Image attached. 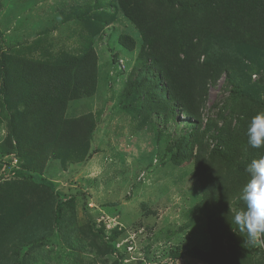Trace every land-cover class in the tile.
<instances>
[{"label": "rangeland", "instance_id": "rangeland-1", "mask_svg": "<svg viewBox=\"0 0 264 264\" xmlns=\"http://www.w3.org/2000/svg\"><path fill=\"white\" fill-rule=\"evenodd\" d=\"M140 1L156 17L176 21L171 32L185 34L190 45L184 50H195L189 58L201 78L202 120L182 148H176L177 139L195 131L179 108L170 111L166 95L162 101L153 98L155 84L164 92L154 75L140 84V94L124 95L145 42L117 0H0V53L58 61L91 44L98 56L95 92L69 102L64 114L94 120L90 150L74 159L49 153L40 175L54 191L16 174L23 165L8 141V118L22 121L23 108H9L0 95V187L12 185L19 199L11 215L14 230H30L23 240L13 238L6 245L3 264L14 262L10 247L18 248L26 264H208L196 251H212V239L194 172L199 157L220 167L221 160L208 155L219 145L213 137L218 129L231 125L230 136L248 142L252 118L264 112V22L255 18L264 12L255 9V0ZM239 5L240 15L234 9ZM124 34L136 41L133 50L123 46ZM254 36L259 37L251 41ZM157 70L153 65L150 73ZM32 120L28 116V127ZM249 151L256 160L264 158V147L249 145ZM249 179L246 170L238 176L243 187ZM91 225L104 232L105 240L91 232ZM230 227L220 243L222 264H264V248L247 244L246 234Z\"/></svg>", "mask_w": 264, "mask_h": 264}, {"label": "trees", "instance_id": "trees-1", "mask_svg": "<svg viewBox=\"0 0 264 264\" xmlns=\"http://www.w3.org/2000/svg\"><path fill=\"white\" fill-rule=\"evenodd\" d=\"M262 1L255 0L253 6L264 12V0ZM117 3L118 8L140 29L145 42L143 50L139 53L137 67L133 71L136 76L132 81L131 74L124 95L140 94L144 85L140 87V84L154 75L155 80L160 81L161 91L164 92H158L155 84L153 98L162 101L166 95L170 100V111L175 112L176 108H179L188 116L189 126L195 131L185 133L177 139L176 148H182L192 141L202 120L200 103L198 104L201 78L192 58H189V53L195 50H184L190 45L185 34L179 31L171 32L170 27L176 26V21L169 23L163 15L162 18L156 17L148 5L140 0H117ZM234 9L239 15L243 13L240 5ZM255 16L264 22V14ZM239 20H242L241 16ZM256 37H252L251 41ZM120 39L128 50L135 48L136 41L130 35L124 34ZM152 53L156 58H152ZM181 54L185 55L184 59L180 58ZM153 65L158 67V70L150 73ZM97 78L98 56L91 44L87 45L81 54L65 56L58 61H33L0 53V95L9 108H23L22 121H18L15 116L8 118V141L13 151L18 152L23 165L16 171L18 176H28L35 179L39 185H45L54 191L52 186L44 183L40 175L45 162L51 157L49 153L54 156L66 153L72 159L87 156L92 131L95 129L94 120L89 118L91 116L65 118L64 114L69 102L95 92ZM241 93L242 89L236 86L235 94L240 96ZM28 116H33L30 127L26 125ZM211 126L209 124L206 132H210ZM83 127L86 128L85 131ZM231 131H234L231 125L224 124L213 136L219 145L208 155L212 160L218 157L221 160L220 167H212V164L199 157L194 172L202 186L204 210L207 213L208 231L212 239V251L207 254L197 249L196 251L199 257L208 260V264H222L224 261L225 247L220 245L222 237L231 228L233 214L244 207L241 199L243 185L238 181V176L246 170L244 163L248 167L256 160L249 151L248 142L242 137L230 136ZM12 139H15V144L11 143ZM201 154L202 152L199 156ZM56 195L60 196L59 193ZM18 202L12 185L0 187V264L7 258L5 256L1 259L6 245L13 243V238L23 240L30 234L27 228L25 231L14 230L12 216ZM61 208L60 200L56 206L55 223L60 221ZM90 230L105 240L104 232L95 225H91ZM109 240L111 250L115 251L114 240ZM10 248L8 255L13 254L12 264H26L19 257L18 248Z\"/></svg>", "mask_w": 264, "mask_h": 264}, {"label": "clouds", "instance_id": "clouds-1", "mask_svg": "<svg viewBox=\"0 0 264 264\" xmlns=\"http://www.w3.org/2000/svg\"><path fill=\"white\" fill-rule=\"evenodd\" d=\"M247 136L251 147H264V112L252 118ZM246 172L250 179L242 189L244 207L233 214L230 223L246 234L247 244L264 248V158L253 160Z\"/></svg>", "mask_w": 264, "mask_h": 264}]
</instances>
